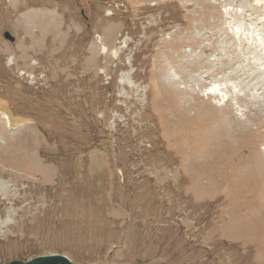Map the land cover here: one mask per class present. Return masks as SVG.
Instances as JSON below:
<instances>
[{
  "label": "rangeland",
  "instance_id": "rangeland-1",
  "mask_svg": "<svg viewBox=\"0 0 264 264\" xmlns=\"http://www.w3.org/2000/svg\"><path fill=\"white\" fill-rule=\"evenodd\" d=\"M48 255L264 264V6L0 0V264Z\"/></svg>",
  "mask_w": 264,
  "mask_h": 264
},
{
  "label": "water",
  "instance_id": "water-1",
  "mask_svg": "<svg viewBox=\"0 0 264 264\" xmlns=\"http://www.w3.org/2000/svg\"><path fill=\"white\" fill-rule=\"evenodd\" d=\"M3 36L5 39L11 42L13 41V38L8 33H4ZM8 264H73V263L70 262V260L64 256L51 255V256L37 257L27 262L12 261Z\"/></svg>",
  "mask_w": 264,
  "mask_h": 264
},
{
  "label": "bare ground",
  "instance_id": "bare-ground-1",
  "mask_svg": "<svg viewBox=\"0 0 264 264\" xmlns=\"http://www.w3.org/2000/svg\"><path fill=\"white\" fill-rule=\"evenodd\" d=\"M34 10H35V9H34ZM36 10H37V9H36ZM33 12H34V11H33ZM37 12H38V11H37ZM52 12H53V11H52ZM42 13H43V12H42ZM44 13H45V12H44ZM54 14H55V13H54ZM38 15H39V14H38ZM38 15H37V16H38ZM30 16H31V15H30ZM34 16H35V15H34ZM31 17H32V16H31ZM35 17H36V16H35ZM36 18H38V17H36ZM36 18H35V19H36ZM53 25H54V24H53ZM62 25H63V24H62ZM69 25H70V24H69Z\"/></svg>",
  "mask_w": 264,
  "mask_h": 264
}]
</instances>
